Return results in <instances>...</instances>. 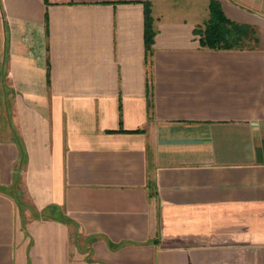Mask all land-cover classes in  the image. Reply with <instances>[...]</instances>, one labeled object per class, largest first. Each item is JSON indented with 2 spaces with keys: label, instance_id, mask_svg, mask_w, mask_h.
Wrapping results in <instances>:
<instances>
[{
  "label": "crops",
  "instance_id": "1",
  "mask_svg": "<svg viewBox=\"0 0 264 264\" xmlns=\"http://www.w3.org/2000/svg\"><path fill=\"white\" fill-rule=\"evenodd\" d=\"M0 264H264V0H0Z\"/></svg>",
  "mask_w": 264,
  "mask_h": 264
}]
</instances>
